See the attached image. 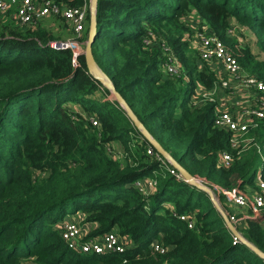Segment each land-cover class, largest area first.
Listing matches in <instances>:
<instances>
[{
	"label": "trees",
	"instance_id": "obj_1",
	"mask_svg": "<svg viewBox=\"0 0 264 264\" xmlns=\"http://www.w3.org/2000/svg\"><path fill=\"white\" fill-rule=\"evenodd\" d=\"M191 14L264 80V0H97L94 60L149 134L207 180L199 181L212 189L255 186L258 172L264 178V118L245 134L247 145L232 148L230 131L213 123V102L192 100L196 87H211L217 77L189 42ZM48 16L67 22L61 14ZM89 19L88 9L83 49L73 61L71 48L49 44L58 39L50 25H22L12 12H0V264L27 258L35 264H264L234 241L206 191L147 152L151 142L88 70ZM233 21L241 33H253L257 51L235 47L227 35ZM163 42L180 61L175 74L160 66ZM115 142L122 146L118 158L107 148ZM223 151L231 155L227 166L219 165ZM148 174L157 184L144 194L133 182ZM68 212L84 215L89 235L114 230L131 244L123 252L69 248L57 227ZM181 212L194 214L193 227L178 218ZM243 221L238 232L264 251V208ZM154 240L163 251L153 250Z\"/></svg>",
	"mask_w": 264,
	"mask_h": 264
},
{
	"label": "built area",
	"instance_id": "obj_2",
	"mask_svg": "<svg viewBox=\"0 0 264 264\" xmlns=\"http://www.w3.org/2000/svg\"><path fill=\"white\" fill-rule=\"evenodd\" d=\"M89 8L90 0H83L78 5L66 6H62L60 0H0V12H12L17 22L22 25H34L49 14H61L72 27L71 36L65 39H53L49 44L55 48H71L73 61H75L77 53L81 51L80 44L82 43L83 30L86 26V15ZM197 27L193 31L191 29L190 34H188L190 44L196 49L202 61L209 64L214 63L218 66L219 70L216 74L217 79L211 87H196L197 91L193 95L192 100L196 103L206 100L213 102V123L230 131L229 142L232 148H236L240 144L247 145L250 139L245 137V134L251 127H255L259 120L264 118V80L246 71L225 41L210 31L205 23L199 22ZM230 32L231 27L227 29V35L232 34ZM149 34L152 36L151 32ZM161 46L163 53L160 66L163 72L166 74L177 73L180 70V61L173 47L165 42ZM229 77L236 79L241 87L258 93V97L253 103L243 105L237 113H232L227 108L219 106L216 99L219 88H229ZM89 118L93 124H98L96 118L93 116H89ZM107 148L113 156H117L116 158H118V155L115 154L116 151L121 154V151L115 149L113 145ZM147 152L156 154V158L159 160L161 167H165L176 177L183 178L181 172L173 162L158 152L152 144L148 146ZM230 161L231 155L223 151L219 159V165L227 166ZM156 184L157 178L153 174L140 176L133 182V185L144 194L152 192L156 188ZM213 189L215 191L217 190V195L218 192L222 193L232 207L241 209V217H237L233 212H226L228 219L234 226L235 223L239 222L238 219H245L246 216L256 214L264 207V178L260 172L255 176V187L253 188L252 186L248 188L245 186H237L232 189H224L216 185ZM213 194L218 200V196L214 191ZM178 218L186 222L188 227H193L194 214L192 212H181L178 214ZM57 227L68 247L75 251L95 253L109 251L123 252L131 244L130 238L127 235L119 234L114 230H107L97 235H89L92 224L84 221V215L82 213L76 219L74 217L63 218ZM231 233L234 241L240 240L236 233L233 231ZM150 245L153 250H164V247H161L156 240L151 242Z\"/></svg>",
	"mask_w": 264,
	"mask_h": 264
},
{
	"label": "water",
	"instance_id": "obj_3",
	"mask_svg": "<svg viewBox=\"0 0 264 264\" xmlns=\"http://www.w3.org/2000/svg\"><path fill=\"white\" fill-rule=\"evenodd\" d=\"M96 2L97 0H90V19H89V26H88V36L85 40V46H84V58L87 65L88 70L105 86L109 89L110 93L113 94V98L124 108L127 116L132 121L133 125L137 127L142 134L151 142V144L155 147V149L160 152L162 155L170 159L173 164L177 167V169L181 172L183 179L188 181L190 184L203 189L208 193L210 198L212 199L216 209L220 212L222 215V219L225 223V225L234 233H236L240 240L244 242L249 248H251L256 254H258L261 258L264 259V251L260 250L257 246H255L250 241L246 240L236 229L234 224L228 219V216L226 212L222 209L220 204L218 203V200L214 197L212 189L204 184L198 181L186 168H184L176 159H174L171 154L164 149L161 144L156 141L147 131V129L143 126L141 121L137 118V116L134 114L130 106L127 104L125 99L122 97V95L116 90L114 87L112 81L110 78L100 69V67L97 65V63L94 60V56L92 53V42L95 38L96 33Z\"/></svg>",
	"mask_w": 264,
	"mask_h": 264
},
{
	"label": "rangeland",
	"instance_id": "obj_4",
	"mask_svg": "<svg viewBox=\"0 0 264 264\" xmlns=\"http://www.w3.org/2000/svg\"><path fill=\"white\" fill-rule=\"evenodd\" d=\"M60 1H62V2H64L65 3V0H60ZM59 21H60V24H59ZM186 21L188 22V24H189V26H190V30L193 28V29H195V28H198L197 27V25L199 24V22H200V20H199V18L198 17H196V16H194V15H188L187 17H186ZM38 23H41V24H48V25H50L51 27H52V31H53V33L55 34V35H58V39H65V38H68V37H70L71 36V33H72V27H71V25L70 24H68L67 22H65L64 20H61V18H59V17H56V16H46V17H43L41 20H39L38 21ZM86 27V26H85ZM230 27H231V32H232V34H230V35H228V36H230L231 38H233V39H235L236 40V43H235V47L236 46H241V45H246V44H249L252 48H253V50L254 51H257V49H258V47L256 46V41H255V39H256V37L253 35V33H251V32H248V30H246V29H243L242 30V33L239 31V28H238V25H237V23L235 22V21H233L232 23H231V25H230ZM192 29V30H193ZM85 30V29H84ZM83 30V31H84ZM200 30V29H199ZM83 34H84V32H83ZM88 36V35H87ZM87 39V38H86ZM234 40V41H235ZM83 45H84V39L82 40V43L80 44V46H81V49H83ZM205 63H207V62H205ZM210 67V66H209ZM213 68H214V70L216 71V66H212ZM245 69V68H244ZM246 70V69H245ZM229 89H225V90H223V92H222V94L223 95H225L226 93H224V92H226V91H228ZM109 98H113V94H111V93H109L108 95H107ZM216 99L218 98V95L216 94ZM219 100V99H218ZM217 100V101H218ZM202 101H200V103H201ZM68 105H70V106H72V107H74V106H77V105H75V104H73V103H68ZM218 105L219 106H221V107H223V108H228V105H226V106H224V104H223V102H220V101H218ZM236 109H237V111H239L240 109H241V107H239L238 105H236ZM228 110H229V108H228ZM231 111V110H230ZM113 146L115 147V149H117V150H119V151H122V146H121V144L119 143V142H115V143H113ZM115 154L116 155H118V157L119 156H121V154L120 153H118V151H116L115 152ZM117 157V156H116ZM195 178L196 179H199V180H204V181H207L206 179H204L203 178V176H201V175H199V174H197V173H195ZM202 182V181H201ZM204 184H206V185H209L208 183H205V182H203ZM210 186V185H209ZM247 188L249 187V186H246ZM253 187H255L254 185L252 186V188ZM247 190V189H246ZM224 197V196H223ZM224 200H225V202L224 201H222V200H220L219 198H218V203L220 204V206L222 207V209L225 211V212H233V213H235L236 215H237V217H241L242 216V211H241V209H235L234 207H232L231 205H230V203L228 202V201H226V199L224 198ZM166 205H168V206H171V204L170 203H168V202H166L165 203ZM264 208V207H263ZM244 211V210H243ZM81 213V212H80ZM65 217L66 218H72V217H74L75 219L77 218V217H79V214H78V212L77 213H72V212H68L66 215H65ZM64 217V218H65ZM239 220V222H237V223H235V226L237 227H239V226H241L242 224H243V220L244 219H238ZM59 223H60V221L57 223V226L59 225ZM22 264H35L33 261H32V258H27V259H25L23 262H22Z\"/></svg>",
	"mask_w": 264,
	"mask_h": 264
},
{
	"label": "crops",
	"instance_id": "obj_5",
	"mask_svg": "<svg viewBox=\"0 0 264 264\" xmlns=\"http://www.w3.org/2000/svg\"><path fill=\"white\" fill-rule=\"evenodd\" d=\"M206 65L210 66V68L214 70V68L212 67L215 65L214 63H211V64L206 63ZM218 70H219L218 66H216V71L214 70L216 74L218 73ZM228 79H229V84H230L228 88L229 90L224 92L226 94L223 95L222 92L225 89L219 88L217 92V95H218L217 100L219 99L218 101L223 102L224 106L228 105V108L229 110L232 111V113H237L236 105H238L239 107H242L245 104L253 103L257 99L258 97L257 92L253 90H247L241 87L240 84L237 82V80L232 77H229ZM75 107L79 108L78 106H75ZM235 209L237 210L240 208H235ZM78 214H80V212H78Z\"/></svg>",
	"mask_w": 264,
	"mask_h": 264
}]
</instances>
